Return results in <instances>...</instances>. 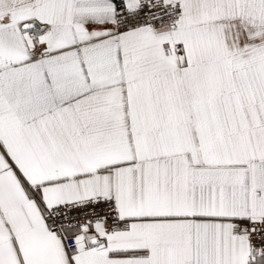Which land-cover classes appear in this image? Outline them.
Masks as SVG:
<instances>
[{"label":"snow or ice","instance_id":"1","mask_svg":"<svg viewBox=\"0 0 264 264\" xmlns=\"http://www.w3.org/2000/svg\"><path fill=\"white\" fill-rule=\"evenodd\" d=\"M0 264H264V0H0Z\"/></svg>","mask_w":264,"mask_h":264}]
</instances>
